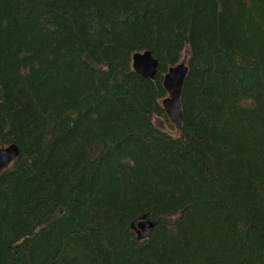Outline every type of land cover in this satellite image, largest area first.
Listing matches in <instances>:
<instances>
[{"label": "trees", "instance_id": "1", "mask_svg": "<svg viewBox=\"0 0 264 264\" xmlns=\"http://www.w3.org/2000/svg\"><path fill=\"white\" fill-rule=\"evenodd\" d=\"M10 144L0 264H264V0H0Z\"/></svg>", "mask_w": 264, "mask_h": 264}, {"label": "water", "instance_id": "2", "mask_svg": "<svg viewBox=\"0 0 264 264\" xmlns=\"http://www.w3.org/2000/svg\"><path fill=\"white\" fill-rule=\"evenodd\" d=\"M133 68L144 77L155 79L159 71V60L154 57L150 50L137 52L133 55ZM188 75V66L182 61L171 66L164 76V86L168 97L163 101L164 108L171 122L179 132L183 130L184 112L182 105V93ZM20 154L18 145L10 144L0 148V173L10 165ZM138 232V238L142 239L154 227V223L145 217L134 225Z\"/></svg>", "mask_w": 264, "mask_h": 264}, {"label": "rangeland", "instance_id": "3", "mask_svg": "<svg viewBox=\"0 0 264 264\" xmlns=\"http://www.w3.org/2000/svg\"><path fill=\"white\" fill-rule=\"evenodd\" d=\"M145 234V233H144Z\"/></svg>", "mask_w": 264, "mask_h": 264}]
</instances>
